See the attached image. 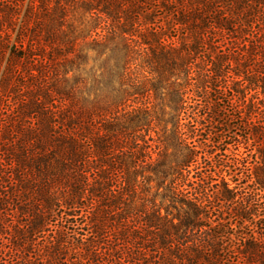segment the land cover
Wrapping results in <instances>:
<instances>
[{"label": "trees", "instance_id": "1", "mask_svg": "<svg viewBox=\"0 0 264 264\" xmlns=\"http://www.w3.org/2000/svg\"><path fill=\"white\" fill-rule=\"evenodd\" d=\"M0 264H264V0H0Z\"/></svg>", "mask_w": 264, "mask_h": 264}, {"label": "rangeland", "instance_id": "2", "mask_svg": "<svg viewBox=\"0 0 264 264\" xmlns=\"http://www.w3.org/2000/svg\"><path fill=\"white\" fill-rule=\"evenodd\" d=\"M236 132H237L238 135L245 136V131L244 130H242V131L238 130ZM230 143H232V142H230ZM246 147H247V149H246ZM228 149H229V151L227 152V154L229 156H231V157L240 158V156L244 155L245 153H248L247 155H249L250 158L247 159L248 161H246V162L250 163V162L253 161V159H252V157L254 155L253 146H244V145H241V146L236 145L235 146V145H231V146L228 147ZM247 155L244 156V157H247Z\"/></svg>", "mask_w": 264, "mask_h": 264}]
</instances>
